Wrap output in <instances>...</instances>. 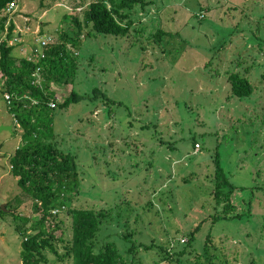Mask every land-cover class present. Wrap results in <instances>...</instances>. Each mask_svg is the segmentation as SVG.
I'll return each mask as SVG.
<instances>
[{"label":"rangeland","instance_id":"rangeland-1","mask_svg":"<svg viewBox=\"0 0 264 264\" xmlns=\"http://www.w3.org/2000/svg\"><path fill=\"white\" fill-rule=\"evenodd\" d=\"M93 1L16 0L0 13V42L8 39L15 56L35 61L42 39L57 43L63 30L77 31L73 17L83 19ZM147 1L145 9L136 7L131 35L88 37L87 27L80 48H73L75 76L51 83L59 99L73 89L92 94L99 87L115 101L100 96L52 111L50 138L77 154L81 182L61 215L64 236L73 232L69 208H93L107 214L97 246L114 241L127 264H179L165 258L168 252L208 218L194 250L203 249L211 233L218 264H264V0ZM159 28L171 34L158 43ZM40 70L33 75L42 84ZM232 73L249 78L251 95H231ZM3 82L0 72V120L11 122L14 133L3 130L0 147V206L6 210L0 213V264H22L24 237L17 227L28 217L29 228L39 211L12 172L10 152L22 144L23 128ZM217 156L241 187L233 197L235 213L243 215L214 222L211 215L224 208L213 195ZM132 242L155 246L134 256ZM57 244L63 253V243ZM47 255L48 264L72 262Z\"/></svg>","mask_w":264,"mask_h":264},{"label":"trees","instance_id":"trees-1","mask_svg":"<svg viewBox=\"0 0 264 264\" xmlns=\"http://www.w3.org/2000/svg\"><path fill=\"white\" fill-rule=\"evenodd\" d=\"M16 0H0V13L6 10L9 3ZM149 4L147 0H95L91 2L83 12V19L74 16L73 20L77 31L70 33L67 30L61 32V41L51 42L45 56L39 54L36 60H28L26 57L15 56L14 46L9 45L8 39L0 42V72L3 77L5 93L10 94V112L15 113L17 122L23 128V142L17 147L11 156L12 172L17 177V182L24 192L31 195L36 202L38 217L29 228L25 226L30 218L22 217L23 223L17 227L23 235L20 256L22 264H48V251H53L61 259L72 260L71 264H127V259L120 252L114 241L97 246L96 238L103 218L107 214L98 212L93 208H69L71 216L72 235L65 237V220L61 217L65 211L71 193H78L81 185L78 171V156L72 151L61 149L56 142L51 140L53 133L52 111L58 107L67 108L72 103L82 100H95L98 97L105 99L108 104L115 103L101 88L95 87L92 94L79 93L75 89L63 99H59L52 89L51 83H69L70 77L75 76L76 64L73 48H80L82 34L87 27V36L103 34L114 36L131 35L135 26L134 14L136 7L143 9ZM205 15L203 14V17ZM3 17V16H2ZM15 25L12 24L11 29ZM1 30L4 24L0 25ZM10 32L9 37L12 36ZM171 34L163 28H159L155 35L158 43L164 36ZM70 44V46H68ZM38 67L40 76L44 82L37 83L34 72ZM38 74V75H39ZM231 83V95L244 97L254 91V85L249 78L240 73H232L229 76ZM38 100L36 103L33 100ZM55 102V107L50 106ZM112 112H110L111 114ZM195 143H199L196 142ZM1 147V145H0ZM215 174L213 178V195L217 205L223 204L221 214L211 215L212 221L220 218H239L243 214L235 213L237 203L234 193L240 189L227 177L221 166L219 157L214 159ZM218 207V206H217ZM0 213H6L0 206ZM210 217V216H209ZM17 218H20L18 215ZM208 220L203 219L195 229L187 236V242L183 245L172 247L165 257L169 262L176 260L179 264H218V255L213 251L216 241L211 233L207 235L203 249L194 250L192 244L196 240V234L202 224ZM31 229V232L29 231ZM61 231V235L58 233ZM132 234H127L129 238ZM57 241L63 243L65 251L60 253ZM167 244H161V249L166 250ZM155 244H137L132 242L128 251L134 256L139 248H152ZM179 246L180 248L178 249ZM216 250V249H215ZM187 256V258H185ZM185 258V259H183ZM193 259V262L188 260ZM190 263H188V261Z\"/></svg>","mask_w":264,"mask_h":264},{"label":"built area","instance_id":"built-area-1","mask_svg":"<svg viewBox=\"0 0 264 264\" xmlns=\"http://www.w3.org/2000/svg\"><path fill=\"white\" fill-rule=\"evenodd\" d=\"M15 4H16V2L15 1H12L11 3H9V5L7 6V8H6V10H11V9H13V6H15ZM5 10V11H6ZM51 41H49V39L48 38H46V39H42V41H41V43H40V48L42 49V51L39 53V49L37 50V54H39L41 57H43V56H45V50H46V48H47V46H48V44L50 43ZM44 50V51H43ZM36 73V72H35ZM34 73V74H35ZM34 76H37V74L36 75H34ZM6 98L7 99H10V94H8V93H6ZM50 106H52V107H55V102H50ZM197 146H199V143H197Z\"/></svg>","mask_w":264,"mask_h":264},{"label":"crops","instance_id":"crops-1","mask_svg":"<svg viewBox=\"0 0 264 264\" xmlns=\"http://www.w3.org/2000/svg\"><path fill=\"white\" fill-rule=\"evenodd\" d=\"M0 124H8V125H11L12 127H13V124L11 123V122H9V121H4V120H0ZM15 126V125H14ZM14 133V127H13V131H12V134ZM6 134H8V133H6ZM1 138H2V132L0 133V145H2V141H1ZM5 139L6 138H4L3 140L5 141ZM8 139V138H7ZM5 146V144L3 143V146L2 147H4ZM15 151V150H14ZM14 151L13 152H10V153H14ZM3 156V155H2ZM2 166V165H1Z\"/></svg>","mask_w":264,"mask_h":264},{"label":"water","instance_id":"water-1","mask_svg":"<svg viewBox=\"0 0 264 264\" xmlns=\"http://www.w3.org/2000/svg\"><path fill=\"white\" fill-rule=\"evenodd\" d=\"M3 130H11V131H13L11 125H8V124H0V132H2Z\"/></svg>","mask_w":264,"mask_h":264}]
</instances>
